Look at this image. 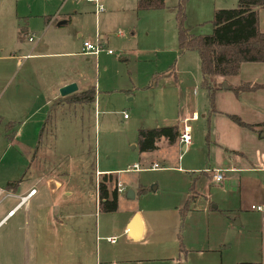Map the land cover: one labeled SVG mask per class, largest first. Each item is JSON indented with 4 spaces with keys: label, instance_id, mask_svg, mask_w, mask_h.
<instances>
[{
    "label": "rangeland",
    "instance_id": "rangeland-1",
    "mask_svg": "<svg viewBox=\"0 0 264 264\" xmlns=\"http://www.w3.org/2000/svg\"><path fill=\"white\" fill-rule=\"evenodd\" d=\"M179 1L165 0L162 8L140 10L134 18L136 31H133L131 22L123 25L115 20H105L107 24L102 27L108 29L106 33L113 40L106 43L97 55V67L93 65L94 59L93 63L83 64V69L97 82L95 100L75 107L68 102L63 111L42 105L45 99L42 96L19 97L17 93L33 94L31 84L35 85L37 93L44 88L46 95L51 93L57 75L66 72L63 67L66 57L42 59L43 67L38 66L30 83L26 82L24 86L19 84L22 71L16 64L25 47L19 48L20 44L17 47L11 43L5 50L0 49V185L9 178L19 177L27 165L29 170L23 178L26 184L43 170L53 177L49 186L42 178H37L34 184L38 192L31 199L28 213L31 227L28 252V221L23 209L0 227V239L3 238L4 246L12 250L7 252L6 249L0 254V264H220L219 258H223L222 264H226L227 245L219 244L221 251H207V247L218 245L219 230L208 231L206 218L199 215L201 211L194 210L185 221L182 219L188 207L204 202L205 199L200 197L195 204L192 196L187 197L194 192V185L198 191H205V176L208 175L203 169L210 170L215 156V145L210 140L212 136H209L204 115L206 94L198 83L197 94L194 95L190 88H184L181 95L174 80L166 78H159L151 87H143L154 72L169 69L174 61L173 68L180 71L190 65L193 72L194 63L195 72L200 75L198 52L190 49L179 53L177 18L173 8L175 5L177 9ZM61 2L0 0V26L4 24L8 28L6 34L13 41L19 36L18 31L12 33V27L18 28L19 34L23 35V20L32 11L65 10L75 3H87L86 0ZM101 2L103 11H107L105 0ZM236 4L237 0H183L180 4L182 25L193 34L209 33L213 27L214 9ZM94 28V36L85 38L93 43L100 40L103 33L100 23L92 30ZM118 31L127 36L120 39L116 36ZM132 31L133 36H128ZM39 35V32H34V35L22 38L21 42L36 40ZM107 48L113 53H107ZM79 59L80 64L85 62L83 55ZM76 67L82 69L81 66ZM89 90L91 93L92 89ZM89 92L86 95L89 96ZM195 100L198 118L188 121L192 130L185 150L181 144L139 150L140 127L177 123L180 116L188 114L189 111H185ZM48 109H51L49 115ZM9 119L17 122L18 143L9 142L4 136L5 122ZM153 160L158 162V167L151 166ZM136 163L140 169L133 168ZM100 168L117 169L113 180H109L110 190L115 186V176L124 188L118 192V206L112 211L102 209L95 198V175ZM99 179L106 180L101 175ZM56 180L63 186L50 189L56 188ZM129 189L136 191L135 196H127ZM13 202L15 199L8 197L0 203V216ZM40 205L52 207V213L59 217L53 219L52 232L41 240L37 238L36 248L32 220L35 209ZM133 208L148 213L159 226L156 235L147 233L144 239L147 241H142L141 248L131 252L143 258L141 260L127 258L130 252L123 251L125 236L118 234L117 229ZM69 212L73 217H67ZM63 217L68 224L65 228L64 223H59ZM59 228H64L60 238L56 236L57 232H53ZM179 235L183 241L185 238L187 247L192 250L184 252L179 247ZM111 237L115 239L114 243L109 241ZM152 238L160 240V246L152 245ZM201 248L204 251H198Z\"/></svg>",
    "mask_w": 264,
    "mask_h": 264
},
{
    "label": "crops",
    "instance_id": "crops-1",
    "mask_svg": "<svg viewBox=\"0 0 264 264\" xmlns=\"http://www.w3.org/2000/svg\"><path fill=\"white\" fill-rule=\"evenodd\" d=\"M61 1H63L61 3L66 2V0ZM105 2L108 6L107 11H97L95 4L88 1L87 3H75L65 10H62L61 8L54 11H32L23 20L22 30L25 32L23 35L19 34L18 28L15 29L12 27V33L16 34L18 31L19 36V38L16 37L15 40L13 39V41L9 38L10 36L6 34L8 28L6 29L4 24L0 26V49L5 50L7 48L6 46H10L11 43H14V46L17 47L20 44L19 48L25 47L22 48L25 51L20 54L22 57L17 60L16 64L19 67V70L22 71L21 76H19V84H24V86H26L25 83L29 82L31 75L36 72L38 66L43 67L41 63L42 59H54L57 57H66L67 59V62L63 64L66 72L57 75L55 85L51 87V93L46 95L45 88L39 89L37 93L35 85L31 84L34 89L33 94H27V96H25L23 93L18 92L17 96L35 98H37V96H42L45 98L42 105L46 104L61 109L65 107V104L68 102H71L73 107H75L79 104L89 103L95 100L97 82L93 75L83 69V64L87 62L93 63L94 59L95 61L93 65L94 67H97V55L103 50L97 54L84 53L82 52L83 41L88 40L85 39L87 36H94L95 28L93 30L92 28L94 25L97 27L98 23H100V29L103 28V33L101 35V39L103 40L100 39L99 42H102L105 47L106 43H111L113 40L109 37V34L106 33V30L108 29L102 27L107 24L106 21L110 20L111 22H114L115 20L123 25H125L124 23L131 22L133 31H136L135 16L138 15L137 13H140V10H149L138 9L136 7V0H105ZM173 8L176 13L175 5ZM258 24L260 30L264 31V7L258 8ZM133 31L131 34H128V36H133ZM34 32H39L40 35L38 39H28L30 42L27 41L26 43L21 42L22 38L25 36L28 38L30 35H34ZM116 36L121 39L127 35H125L124 32L122 33V31H118ZM98 38H100L99 34ZM82 55L84 56L85 62H81L80 64L79 58L82 57ZM126 57L124 56V58ZM174 64L175 61L169 69L154 72L143 87H151L159 78H166L174 80L175 87L179 90L178 92H180V94L184 88H187L188 90L190 88L194 95L197 94L199 91L198 83L200 84L201 81V71L200 75L196 74L194 63L192 65L193 72H191L190 65H188V68L184 67L183 70L180 71L173 68ZM77 65L81 66L82 69H78L76 67ZM70 67L73 68L72 72H70ZM178 71L182 73L179 75ZM68 82H76L77 89L71 93L62 95L59 89ZM215 82L218 84L221 83V87H218L215 90L213 111L210 110L207 92L200 84L201 91H203V94L205 93L207 97V105L204 115L206 116L209 136H212L210 137V140L213 142L212 144L215 145V156L213 157L212 165H210V170L207 168H205V170L203 169V172L208 175L205 176L207 183L205 191H198L193 181L194 192L191 194L189 193V196L187 197L190 198V196H192L195 200V204H197L200 197L205 200L204 202L194 205V207H188V209L183 212L182 219L184 218L185 221L186 216L190 217L194 210L201 211L199 212V215L206 218L208 231L211 230L212 232L213 230L216 232L219 230L218 245L216 244L212 247H207V251H221L220 245H227L228 252L226 256L227 261H225L226 264H237V262L244 260L260 261L264 264V60L243 61L241 62L237 73L216 75ZM228 85L234 86L236 90ZM89 88H93V100L87 102L71 100L72 96ZM203 94L201 93V95ZM63 110L64 109L61 111ZM48 111L49 115L51 109H48ZM185 112H188V114L180 116L177 123L167 125H177L179 132L183 129L184 125H188L191 135L192 129L188 124V121L196 120L198 118L196 100L190 105L189 109H186ZM229 114L238 115L248 125H241L235 122L230 118ZM47 120L48 116L46 117L44 124ZM0 121H2L1 114ZM10 123L11 125L8 126L7 124ZM17 133V122L14 119L7 120L5 122V138L11 143H18L16 140ZM164 144L172 147L176 144H181L183 150H185L188 145L180 142L179 137H177L176 141L173 143H169L165 137H161L157 141V147L155 149ZM218 167L223 173V178L220 181H216L213 178V169ZM41 168L44 169L45 167L41 166ZM28 170L27 165L19 177L9 178L3 183V185H0L1 187L10 189L15 194L13 196H8L13 197L15 202H13L7 210L4 212L2 211L3 214L0 216V221L2 218H4V220L0 223V227L8 222L9 219H11L20 209H23L26 215V221H28V223H26L28 225L26 228L27 252L29 251L31 236L30 217L28 216V213L31 209V199L38 192V189L34 184L36 183L37 178H42V180L45 179L46 185L49 186L51 179L53 178L51 173H47L43 170L39 174L34 175V180L32 182L28 181L26 184L23 178ZM115 170L117 169L100 168L96 170L95 198L99 205V177L101 175L106 179L105 182L109 188V180L111 178L113 180V173ZM199 178L196 182L199 181ZM115 179L118 181L117 176H115ZM10 181H16V183L13 184L12 187H8L7 184ZM211 185H214V188L219 190H215ZM55 186L56 188L50 187V189H59L63 186V183L56 180ZM31 188H35V191L25 197L11 215L5 216L8 210L19 201V195L27 194ZM133 191L135 196L136 191L134 189ZM118 192L119 191H117V193ZM8 197L2 199L0 203ZM257 205H260L261 208H258ZM51 208L52 207H48L47 205H40L34 211L32 234L35 238L34 245L36 248L37 238L41 240L44 235H48L52 232L55 224L53 219L59 217L58 214L52 213ZM135 213L139 214L141 222L140 235L137 237H133L129 233V227ZM72 215L73 214L69 212L67 217H71ZM64 218L65 217H63L59 223H64L63 226L65 228L68 224L64 222ZM64 228H59V231L55 229L53 232H57L56 236L61 237ZM158 228L159 226L157 222L148 213L145 214L136 208L129 211L117 228L118 234L125 236V247L123 248V251L130 252L129 255H127V258L130 260L143 259L139 257L138 254L131 252L140 249L143 245L142 241H147L144 240L147 233L156 235ZM8 237L10 238V235ZM3 241V238L0 239V254L5 252L6 249L7 252L12 251L10 250V247L4 246ZM110 242L114 243L115 240ZM151 243L154 246H160L161 244L160 240L153 238L151 239ZM179 247L184 249V252L193 249L187 247L185 238L183 241L181 235H179ZM201 250L204 251L203 248L198 249V251ZM231 254L233 255L232 258ZM213 259L216 261L215 256H212V260ZM219 259L220 264H222L224 261L223 258ZM1 262H3V257Z\"/></svg>",
    "mask_w": 264,
    "mask_h": 264
},
{
    "label": "trees",
    "instance_id": "trees-1",
    "mask_svg": "<svg viewBox=\"0 0 264 264\" xmlns=\"http://www.w3.org/2000/svg\"><path fill=\"white\" fill-rule=\"evenodd\" d=\"M180 0L176 9L179 53L194 49L200 60V84L207 92L210 110H214V93L221 83L215 82L216 75L237 73L243 61L264 60V31L258 24V8L264 7V0H237L232 7L215 8L212 17V30L209 33L193 34L182 25ZM165 6V0H136L138 9H157ZM179 7V8H178ZM158 74V73H157ZM236 90L234 86L228 85ZM86 89L71 97V100L91 101L93 88ZM89 90V91H88ZM89 92V96L86 95ZM230 118L241 125H248L238 115ZM9 123V122H8ZM8 126L11 125L7 124ZM165 137L169 143L179 137L177 125H159L138 129V148L140 151L152 150L157 141ZM16 181L8 182L12 187ZM117 191L110 190L105 180L98 182L100 207L107 211L117 208ZM237 264H262L260 261H239Z\"/></svg>",
    "mask_w": 264,
    "mask_h": 264
},
{
    "label": "built area",
    "instance_id": "built-area-1",
    "mask_svg": "<svg viewBox=\"0 0 264 264\" xmlns=\"http://www.w3.org/2000/svg\"><path fill=\"white\" fill-rule=\"evenodd\" d=\"M78 1V0H75ZM88 2H93L95 4V8L97 11H102L103 10V4L101 2V0H86ZM104 45L102 42H99V40H97L95 43L89 41V40H84L83 41V50L82 52L87 53V54H97L98 52H100L102 49H104ZM106 51L108 53H112V49L107 48ZM124 116H126V114H124ZM189 126L188 125H184L183 129L179 132V140L180 142L184 143L185 145L190 143V139H191V135L189 132ZM152 167H158L159 164L156 161H153L151 163ZM134 168L136 169H140L141 166H139V164H134ZM213 178L216 181H220L223 178V173L221 172V169L219 168H214L213 169ZM114 188L117 191H121L123 190V185L121 184L120 181H116ZM35 191V188H31L27 194L23 195L20 194L19 195V201L8 210L7 215H11L15 209L21 204V202L24 200L25 197H27L28 195H30L31 193H33ZM15 195L10 189L5 188V187H1L0 186V202L2 201V199H4L5 197L8 196H13ZM258 208H261L260 205H257ZM4 216V217H5ZM4 220V218H2V220L0 221V223ZM110 241H114L115 239L113 237L109 238Z\"/></svg>",
    "mask_w": 264,
    "mask_h": 264
},
{
    "label": "water",
    "instance_id": "water-1",
    "mask_svg": "<svg viewBox=\"0 0 264 264\" xmlns=\"http://www.w3.org/2000/svg\"><path fill=\"white\" fill-rule=\"evenodd\" d=\"M76 89H77L76 82H68L67 84H64L63 86H61L59 91L62 95H65V94L71 93L72 91ZM127 196L133 197L134 191L132 189H129L127 191ZM129 228H130L129 233L131 236L137 237L140 235L141 222H140V217L138 213H135Z\"/></svg>",
    "mask_w": 264,
    "mask_h": 264
}]
</instances>
